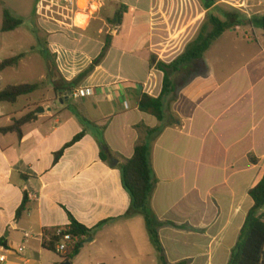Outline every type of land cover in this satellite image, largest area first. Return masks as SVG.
Instances as JSON below:
<instances>
[{"label":"crops","instance_id":"0c3cea01","mask_svg":"<svg viewBox=\"0 0 264 264\" xmlns=\"http://www.w3.org/2000/svg\"><path fill=\"white\" fill-rule=\"evenodd\" d=\"M242 1L247 5L250 0H219L207 11L199 0H104L92 17L80 14L70 21L60 12L28 28L45 36L44 50L35 53L32 46L18 52L10 58L22 54L19 64L0 71V92L9 86L38 85L16 103L0 104V129L40 108L36 119L23 126L22 137L0 132V256L6 257L0 264H159L145 220L132 209L123 186L119 160L100 158L102 135L113 154L132 158L138 140L134 128L141 123L165 128L151 144L157 185L150 206L161 222L175 225L159 230L168 261L226 262L232 249L224 246L240 234L253 206L249 191L264 176V34L254 42L226 33L219 38L204 56L205 71L164 98L162 123L141 112L138 104L143 94L157 98L162 93L164 74L151 67L152 55L172 63L198 37L208 12ZM122 6L127 9L122 23L110 24ZM3 12L0 49L26 26L22 14L10 11L22 25L2 32ZM108 37L111 47L104 60L72 88H92L93 95L74 100L70 91L57 93V87L73 82L100 56ZM220 43L231 50L238 45L231 61H224ZM242 56L237 66L234 62ZM19 68L25 81L13 84L10 76L18 75ZM83 132L55 163V154ZM196 136L203 137L198 166L203 173L207 167L218 172L223 186L184 195L174 190L186 173H179L169 156L180 155L181 139ZM207 142L214 152L203 159ZM25 193L27 211L16 220ZM71 216L92 230V240L67 261L66 254L43 243L46 229L67 228ZM21 245L26 250L18 254Z\"/></svg>","mask_w":264,"mask_h":264},{"label":"trees","instance_id":"16d2710c","mask_svg":"<svg viewBox=\"0 0 264 264\" xmlns=\"http://www.w3.org/2000/svg\"><path fill=\"white\" fill-rule=\"evenodd\" d=\"M203 8L207 11L212 9L219 0H199ZM126 7H121L115 14L110 24L120 25L122 23ZM243 15H233L225 13V20L208 12L207 22L202 26L198 37L191 42L176 60L170 64L158 61L157 56L152 55L150 58L151 67L156 68L164 74L163 89L159 97L155 98L148 94H143L138 107L141 112L154 116L159 123L165 119L164 98L174 95L180 89L183 83L179 84L174 81L173 77L184 76L190 81L194 76L205 71L204 56L212 45L221 38L227 31L237 27L239 18ZM244 22V21H243ZM251 24V20L245 21ZM260 26L264 29V17L260 21ZM22 25V21L14 17L11 12L4 10L2 32H12ZM111 47V38L108 37L104 49L100 56L92 62L87 70L81 73L73 82L64 86L57 87V93H67L72 91L74 85L82 82L87 78L106 57ZM23 55L6 59L0 62V71L7 68L16 67ZM38 89L36 84H23L17 86H9L0 92V104H14L20 97L30 95ZM36 119L35 113L14 120L10 127L0 129L1 133H16L18 137H22V128L25 124ZM138 133V140L134 147L132 158L126 159L118 154H113L102 135L98 142L100 144V158L104 162H110L112 159L119 160V168L122 173V182L126 191L132 200V209L139 212L146 224L150 240L155 247L159 264H170L165 249L163 247L159 230L163 225L175 226L170 222H161L150 206V202L157 185L156 174L151 162L152 143L156 141L164 132V126L150 128L141 123L134 128ZM85 136V132L76 136L73 141L67 144L60 152L55 154V163L63 156L65 150ZM253 164L258 163V159L250 155ZM249 196L253 201V206L247 214L245 224L239 234L238 241L231 251L228 264H264V176L262 180L249 191ZM28 195L25 193L21 207L17 210L16 220H19L27 211ZM56 229H46L44 239V247L56 252L57 244L61 241V237L55 234ZM63 234L72 236L74 242L66 253V260H74L80 253L85 241L92 236V230L77 222L71 216V224L63 231ZM0 245L4 246L3 242ZM192 259H186L175 264H191Z\"/></svg>","mask_w":264,"mask_h":264},{"label":"rangeland","instance_id":"374dc122","mask_svg":"<svg viewBox=\"0 0 264 264\" xmlns=\"http://www.w3.org/2000/svg\"><path fill=\"white\" fill-rule=\"evenodd\" d=\"M247 3L248 4L246 5L245 2L242 1L241 5H239L240 2H237L235 3L234 7L222 5L221 8L219 10H215L213 14L218 16L222 20L226 19L225 13H231L233 15H243L241 16V18H239L241 22H238V26L227 31L226 35L227 37L232 35L233 37L235 36L236 38L241 40L254 42L257 41L259 37L261 38V36L264 34V29L259 24L261 19L264 17V4L259 3L258 0H250ZM79 5L82 9L85 8V6L81 5L80 3ZM4 10H8L9 12H16L20 15L22 14V17L25 18L24 20L26 26L20 32H18L17 39H15L13 42L11 41L10 43H8V46L6 48L0 49V59L10 58L18 52H28L30 51V48L32 46L35 48V53L44 50L45 43L47 41L45 36L40 35V32L38 33L33 30L28 31V28H35L36 22L39 21L40 18L45 19L49 17V15L57 16L60 12H63L62 10H59L44 2V0H0V13ZM99 12L100 9H98L97 14ZM246 20H251L252 23L248 24L245 22ZM206 22L207 20H205L201 24L200 28ZM200 28L198 32L200 31ZM222 43L224 44L226 42ZM222 43L219 44V47H221L223 50L224 61H231V58L235 57L234 52L238 45L234 46L231 50V46L228 47L225 45L224 47ZM227 51H229V53H226ZM242 60L243 56L237 58L235 60L236 62L234 63H238L237 66H239L240 64H242ZM18 71V75L10 76V82H12L13 84H22V82L25 81V76L22 70L19 68ZM48 75L50 78L53 76L51 71H49ZM173 80L178 81L179 84H182L187 79L184 76H179L173 77ZM32 82H35V79L32 80ZM39 109L40 108H37L35 112H38ZM202 138V136H196L192 139H181L180 146H177V150L181 149L180 155L177 156L176 154H172L169 156L170 161H174L176 163V168L179 173H182V171L186 173L184 179L182 176H180V180L178 181L179 185L176 186L177 188L175 187L176 189L174 190L176 192H179L180 194L186 195L187 193H190L191 195H193V192L200 189H202V191L207 194L208 191H217V189L223 186V184H221L222 176L218 172H214L212 169H208L209 167H207L205 168L207 169L206 173H203V169L201 170L198 166V163L201 159L200 142ZM223 139L225 141L229 140L226 137H223ZM206 146V150H204L203 152V159H205L206 157L209 159L214 152L213 147L209 142L206 143ZM238 199H240V196L238 197ZM246 206L249 207L248 203L246 204ZM262 212H264V209L262 210ZM238 238L239 234L232 239L227 240V247L226 245L224 247L228 250V252H230L231 249H233V247L236 245ZM229 256L230 255H228L227 260L224 264H228Z\"/></svg>","mask_w":264,"mask_h":264},{"label":"built area","instance_id":"2783aa9c","mask_svg":"<svg viewBox=\"0 0 264 264\" xmlns=\"http://www.w3.org/2000/svg\"><path fill=\"white\" fill-rule=\"evenodd\" d=\"M79 1L80 0H44V2L48 3L49 5L65 12L70 21H76L78 15L80 14L89 15V17H92L94 15V11H96L100 4L104 2V0H87L86 8L82 9L79 5ZM91 95H93L92 88H76L70 93V97L74 100H79ZM65 229L66 228H57L55 230V234L61 237V241L56 247V252L60 255L66 254L74 242L71 235L63 234ZM26 238L29 237L26 236ZM25 250L26 246L21 245L16 249V252L18 254H22L25 252ZM5 261L6 257L0 256V263H4Z\"/></svg>","mask_w":264,"mask_h":264},{"label":"bare ground","instance_id":"6f19581e","mask_svg":"<svg viewBox=\"0 0 264 264\" xmlns=\"http://www.w3.org/2000/svg\"><path fill=\"white\" fill-rule=\"evenodd\" d=\"M79 3H80L81 5H83V6H85V8H86V6H87V0H80ZM85 8H84V9H85Z\"/></svg>","mask_w":264,"mask_h":264},{"label":"water","instance_id":"95a60500","mask_svg":"<svg viewBox=\"0 0 264 264\" xmlns=\"http://www.w3.org/2000/svg\"><path fill=\"white\" fill-rule=\"evenodd\" d=\"M70 93H71V91L68 93L69 96H70ZM113 162H114L115 164L117 163L116 160H113ZM90 240H92V239H87L86 242H88V241H90Z\"/></svg>","mask_w":264,"mask_h":264}]
</instances>
